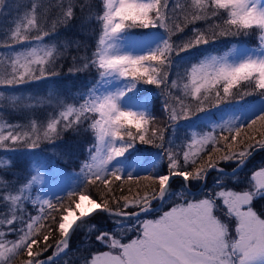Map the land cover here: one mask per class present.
Returning a JSON list of instances; mask_svg holds the SVG:
<instances>
[{"label": "snow or ice", "instance_id": "6c2138e0", "mask_svg": "<svg viewBox=\"0 0 264 264\" xmlns=\"http://www.w3.org/2000/svg\"><path fill=\"white\" fill-rule=\"evenodd\" d=\"M5 5L0 0V14ZM52 9L58 14L48 29ZM74 21L82 34L93 22L98 26L91 54L78 39L59 41L57 26L69 29ZM198 21L208 28L195 27ZM134 29L148 31L136 38ZM3 35L0 89L14 93L18 86L48 81L69 58L66 79L92 71L95 78L75 94L74 83L45 96L0 91V101H8L0 104V151H31L44 142L55 148L69 131L92 137L76 181L62 189L65 195L42 192L39 166L20 173L13 160H0V264L22 255L21 264H59L77 232L85 250L106 249L91 251L82 264H264V204L256 208L264 202V165L241 175L264 152V0H49L47 7L44 0H30ZM253 35L254 48L238 41L222 55L193 62L192 50L220 36ZM140 85L160 90L159 115L149 97L138 99ZM248 96H258L259 107ZM241 101L239 115L207 132L193 128L201 114ZM42 107L52 109L46 121L34 115L26 123L3 119L7 110L34 113ZM181 132L183 143L177 144ZM138 145L159 151L145 153ZM100 185L106 191L96 198L91 189ZM164 205L168 210L147 218ZM97 216L110 227L100 228Z\"/></svg>", "mask_w": 264, "mask_h": 264}, {"label": "trees", "instance_id": "16d2710c", "mask_svg": "<svg viewBox=\"0 0 264 264\" xmlns=\"http://www.w3.org/2000/svg\"><path fill=\"white\" fill-rule=\"evenodd\" d=\"M30 0H14L13 2L5 5L4 13L0 14V40L4 38V33L9 31L11 28L15 27V22L18 20L19 17H22L24 12L27 10V6L29 5ZM45 6L47 7V4L49 3V0H44ZM94 4H99L100 0H93ZM57 11L55 9H52L49 11L47 16V23L46 27L48 29L52 28V24L57 18ZM79 15V13H78ZM43 18V17H42ZM183 22V21H182ZM79 21H74L73 26L69 29L64 28L63 26H57L56 31L59 33V41H63L65 39H78L83 43L88 44V52L91 54V51L95 47V35L92 34V29L96 30V34L98 35V26L95 25L93 22L91 25L88 26V29L85 33H81L80 27H79ZM193 27L192 24H188L186 28L187 36H191L190 29ZM195 27L201 28V29H207L208 25L203 21H198L195 24ZM148 30L143 29H134L133 34L136 35H144L147 33ZM155 31V30H153ZM209 31H211L209 29ZM187 36L184 38L186 39ZM239 41V46L243 47H255L257 46V39L255 35L249 36V37H232V36H220L217 38L216 41L212 42L209 45H201L198 49L192 50V55L195 58L193 62H195L196 59L202 58V55H220L222 52L228 50V48L232 47L233 45L237 44ZM83 52V49H81V53ZM75 54V53H73ZM183 55V54H182ZM71 66V59L63 60L60 64L57 65L56 70L60 73L59 76L53 77L48 81H40V82H33L31 85H22L18 86V90L14 93L12 90H5L0 89V91H3L5 93V96L9 94H21V92L27 93V91H31L33 94L45 96L47 95L48 91L50 89L56 88L63 90L64 85L73 84L74 87L72 88L73 94L77 92V90L85 84L88 80L95 78V72H87V73H78L75 78L73 79H66V77L69 76V67ZM186 65H182L179 69L180 71H183L184 67ZM175 73V69H174ZM173 73V76L175 74ZM140 93L139 96H142L143 94L150 93V101L151 105L153 107L154 112L159 115L160 114V107L162 103V98L160 94L158 93V90L155 86L152 85H140ZM24 93V94H25ZM179 93V92H178ZM250 104L255 103L256 101H259L258 96H248L245 98ZM8 101L5 99L3 101H0V104H7ZM238 104L244 105V103L241 101ZM236 105V104H235ZM235 105L231 106H221L218 109H213V111L221 110V109H228L234 107ZM52 111L49 107H42L35 110L34 113H22V112H13L11 110H7L3 113V119L5 121H11V122H19V123H26L29 118H31L33 115L34 117L39 121H46L48 117V113ZM227 113V111H224ZM203 115V114H201ZM159 124L160 121H157ZM197 125H192L193 128L199 129L203 125H200L201 123H197ZM204 130V129H203ZM205 132L210 131V129L204 130ZM217 135H220L219 132L216 133ZM227 133H225L226 135ZM182 133L179 134L177 137L176 143L179 144V141L181 142ZM92 143V137L88 133H84L81 131L80 134H74L73 132L69 131L63 134L62 140L57 141V147H53L46 142L41 143L39 149L35 150H27L21 147V150L16 153H6L3 151H0V160L2 159H11L15 162L16 168L14 171H19L20 173H23L25 169L30 168L33 165L39 166L42 171H52V170H58L59 174L61 176H65L66 178L69 176V180L73 186L74 182L76 181V174L79 172L81 162L86 159L87 153L85 151V148L88 144ZM139 149L145 153H156L159 150L151 148V146H144V145H138ZM175 147V146H174ZM69 150H71V155H67ZM206 159V157H205ZM166 163V160H165ZM264 165V152H257L252 159L249 161L247 169H245L244 173H241L242 176L247 175L250 173L251 170H255L257 167ZM223 166V165H222ZM230 170V169H229ZM59 175V176H60ZM54 178V177H52ZM117 184L119 182H116ZM179 185V181H175L173 184L174 188H177ZM115 187V185H114ZM125 189H127L129 186L127 184L124 185ZM40 189H42L40 187ZM106 191V189L103 188V185H100L99 188L92 187V195L96 198L98 191ZM116 194L119 195V188L116 187ZM135 186H133V192H135ZM195 190V189H193ZM35 194V193H34ZM264 204V202H261L256 205L257 210H259ZM170 205H164L160 210L154 212L152 216L147 218H155L157 215L160 214L161 211L167 210ZM29 211L34 215L35 210L31 208V205H28ZM94 222L100 227V228H106L110 227V222L103 216H97L94 220ZM135 233L129 234V236H133ZM8 239H15L14 236L7 237ZM59 239V234H55L51 240L50 243L55 245V242ZM126 242V241H125ZM53 249H49L48 252L44 253V258L52 254ZM95 250H106L102 248L99 245H95L91 250H85L82 243V233L77 232L75 233L71 238L70 243V251L67 256H64L59 264H64L65 260L69 261V264H82L81 258L84 256H89L91 254V251ZM26 256L22 255L20 257H17L13 259L12 264H21V261L25 259Z\"/></svg>", "mask_w": 264, "mask_h": 264}, {"label": "rangeland", "instance_id": "374dc122", "mask_svg": "<svg viewBox=\"0 0 264 264\" xmlns=\"http://www.w3.org/2000/svg\"><path fill=\"white\" fill-rule=\"evenodd\" d=\"M13 1L14 0H6V3L9 4V3L13 2ZM162 31L163 30H161V32ZM133 35L136 38H140L142 36V34H140V35L133 34ZM240 47H243V46H240ZM255 47H256V45H255ZM251 48H254V47H251ZM224 52H222L220 55H222ZM181 72H183V71H181ZM172 78L175 79L176 77L174 76ZM173 92L176 95L179 94L178 90H176V89H174ZM24 93L25 92H21V94H23V95L33 94L31 91H27V93H25V94ZM21 94H15V95H21ZM156 94H160L161 95L160 90H158V93L156 92ZM145 96L150 98L151 94L150 93L143 94L142 96H138V99L142 100ZM253 104H255L256 107H259L260 100L256 101ZM243 106L244 105H242V104H236L234 107L230 108V110H228V109L216 110V111H213L207 117H204L203 115H201V119L200 120H194L193 121V125L199 126L197 123H201L200 125H203V126L200 127L199 129H196V130L200 131V132H205L204 130H207V129L211 128V124L220 123L222 120L229 119L230 117H235V116L239 115L240 114V109ZM224 111H227V113H225ZM205 125H207V127H205ZM185 126H186L185 122H181V127L183 128ZM257 127H260V125L258 124ZM262 130H264V129H262ZM181 133L183 135V132H181ZM182 143H183V136L181 137V142L179 141V144H182ZM42 172H43V181H42V183L40 185H38V187L39 188L40 187L44 188V189H41V190L44 193H48L49 194V198H51V194L52 193H56L58 195H65L66 193L62 192V189H66V188L72 186V184H71V182L69 180V176L67 178L65 176H61L58 173L59 172L58 170L42 171ZM52 177H54V178H52ZM233 227H234V225H233Z\"/></svg>", "mask_w": 264, "mask_h": 264}, {"label": "water", "instance_id": "95a60500", "mask_svg": "<svg viewBox=\"0 0 264 264\" xmlns=\"http://www.w3.org/2000/svg\"><path fill=\"white\" fill-rule=\"evenodd\" d=\"M193 191H195V190H193ZM160 209H161V208H160ZM160 209H157V211L160 210Z\"/></svg>", "mask_w": 264, "mask_h": 264}, {"label": "bare ground", "instance_id": "6f19581e", "mask_svg": "<svg viewBox=\"0 0 264 264\" xmlns=\"http://www.w3.org/2000/svg\"><path fill=\"white\" fill-rule=\"evenodd\" d=\"M62 258H63V257H62ZM62 258H61V259H62Z\"/></svg>", "mask_w": 264, "mask_h": 264}]
</instances>
